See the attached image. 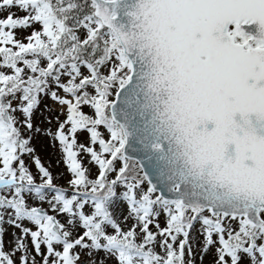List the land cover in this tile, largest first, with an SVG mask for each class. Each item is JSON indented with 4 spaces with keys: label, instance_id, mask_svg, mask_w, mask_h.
<instances>
[{
    "label": "snow or ice",
    "instance_id": "1",
    "mask_svg": "<svg viewBox=\"0 0 264 264\" xmlns=\"http://www.w3.org/2000/svg\"><path fill=\"white\" fill-rule=\"evenodd\" d=\"M209 253L264 264V0H0V264Z\"/></svg>",
    "mask_w": 264,
    "mask_h": 264
},
{
    "label": "rangeland",
    "instance_id": "2",
    "mask_svg": "<svg viewBox=\"0 0 264 264\" xmlns=\"http://www.w3.org/2000/svg\"><path fill=\"white\" fill-rule=\"evenodd\" d=\"M17 36L19 37V32L17 33ZM45 103L51 104V101H48L47 99H44L41 101V108ZM39 109L36 111V113L33 115L32 123L35 126L36 124H40V127L43 128L46 126V122L43 120V118L39 114ZM46 115H51L50 113H46ZM54 127V125H53ZM83 133H77L78 139L83 140ZM31 145L35 147V151L37 155L40 157L41 162L45 164L46 167H49V171L52 173L54 177V183H56L59 186H66V179L68 178V173L65 170L64 165L61 163H57V160L59 159V149L57 147H53L52 143H50L49 139L46 136H33V139L31 141ZM25 163H28V158L25 156ZM30 171L33 173V175H36V169L34 165H29ZM63 173V175H60ZM38 179V178H37ZM26 226H29L26 224ZM163 226V222H162ZM198 227V226H197ZM19 230H16L18 234ZM195 232V229L193 230ZM12 232V229L9 228L8 231L4 234V242L5 247H8V241L10 239V234ZM196 246L193 247V252H196ZM212 257L209 253L208 255H205L203 258V264H210ZM197 264H199V259L197 258Z\"/></svg>",
    "mask_w": 264,
    "mask_h": 264
}]
</instances>
